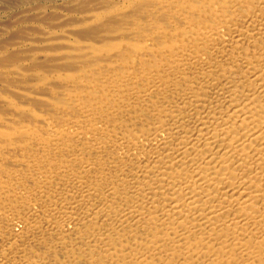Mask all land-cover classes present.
I'll list each match as a JSON object with an SVG mask.
<instances>
[{"label":"bare ground","instance_id":"1","mask_svg":"<svg viewBox=\"0 0 264 264\" xmlns=\"http://www.w3.org/2000/svg\"><path fill=\"white\" fill-rule=\"evenodd\" d=\"M0 264H264V0H0Z\"/></svg>","mask_w":264,"mask_h":264}]
</instances>
